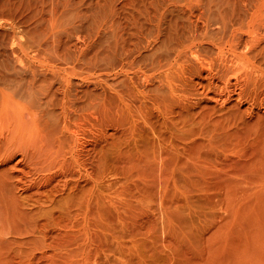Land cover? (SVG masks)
Wrapping results in <instances>:
<instances>
[{
  "label": "rangeland",
  "instance_id": "374dc122",
  "mask_svg": "<svg viewBox=\"0 0 264 264\" xmlns=\"http://www.w3.org/2000/svg\"><path fill=\"white\" fill-rule=\"evenodd\" d=\"M0 264H264V0H0Z\"/></svg>",
  "mask_w": 264,
  "mask_h": 264
}]
</instances>
